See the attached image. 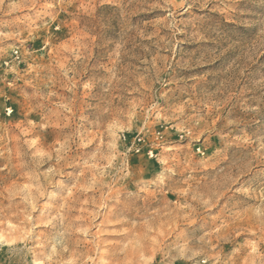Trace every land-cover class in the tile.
Wrapping results in <instances>:
<instances>
[{
	"label": "rangeland",
	"instance_id": "1",
	"mask_svg": "<svg viewBox=\"0 0 264 264\" xmlns=\"http://www.w3.org/2000/svg\"><path fill=\"white\" fill-rule=\"evenodd\" d=\"M0 264H264V0H0Z\"/></svg>",
	"mask_w": 264,
	"mask_h": 264
}]
</instances>
